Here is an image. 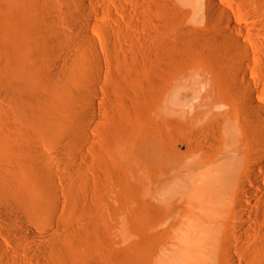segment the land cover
Here are the masks:
<instances>
[{
	"label": "bare ground",
	"instance_id": "1",
	"mask_svg": "<svg viewBox=\"0 0 264 264\" xmlns=\"http://www.w3.org/2000/svg\"><path fill=\"white\" fill-rule=\"evenodd\" d=\"M77 2L80 9H86L85 0ZM208 6L216 14L209 16L215 30L189 32L180 43L174 41L176 45L169 47L175 54L172 60H185L190 68L168 81L163 91L151 100L146 140L138 135L134 141V150L144 153L147 158L151 217L148 252L145 261L140 260L139 264H264V19L259 10L250 11L244 27L235 11L218 0H208ZM71 16L77 23L83 22V13L72 11ZM43 26L39 35L43 34L45 38L34 44L38 42L40 53L53 59L55 53L50 55V52L57 49L56 40L61 36L52 39L49 36L52 29ZM5 34L6 31H0V43ZM91 36L90 32H83L88 47L94 49ZM2 47L0 87L11 88L3 92L0 88V92L9 102L8 98L11 99L13 104H10L16 103V110L21 107L24 119L34 123L33 118L38 119L43 113L42 117H49L62 131H69L73 107L78 105L76 102L74 106V103L79 98L72 94L69 84L76 78H86L89 54L82 52L75 56L73 52L71 62L64 64L53 59L51 72L43 75L41 83L35 79L36 68L18 57L20 51ZM100 58L97 61L90 59L102 65ZM205 59H213L212 68L200 66ZM29 74H33L34 80L32 76L29 79ZM82 81L85 84V79ZM28 99L32 105L34 103V109ZM81 100L82 106L85 101ZM26 103L24 108L17 106ZM29 106L31 110L27 109ZM60 110L64 111V116H60ZM77 110L73 118L82 120L86 111L82 110L81 115ZM8 118L0 120L1 230L8 226L10 213L23 222L24 215H31L32 219L39 217L43 207L36 202L41 194L35 181L26 176L27 170L35 167L37 150L21 145L20 149H25L23 153H28L29 159L16 158L14 152L20 142L18 130L22 127L18 129L17 123ZM48 158H57V153L50 152ZM44 168L42 174L49 185L54 181V172L49 167ZM15 197L20 198L23 204L20 206L24 209L20 210ZM49 206L48 203L47 210H50ZM34 246L30 245L31 248ZM29 257L35 260L30 254ZM0 264L28 263L11 256L0 243Z\"/></svg>",
	"mask_w": 264,
	"mask_h": 264
},
{
	"label": "rangeland",
	"instance_id": "2",
	"mask_svg": "<svg viewBox=\"0 0 264 264\" xmlns=\"http://www.w3.org/2000/svg\"><path fill=\"white\" fill-rule=\"evenodd\" d=\"M85 1L86 9H80L77 0H0V31H6L0 46L20 51L18 57L36 68L37 81L42 83L43 75L47 71L50 74L52 62L57 60L64 64L71 62L77 53L89 54L88 74L86 78L81 76L85 84L81 77L82 80L76 78L69 84L72 94L80 98L73 96L77 99L74 106L76 102L78 105L73 107L69 131H62L49 117H42L43 113L38 119L33 118L34 123L24 119L21 107L16 110V103L12 105L11 99L8 98L9 102L1 93L11 87H0L3 88L1 122L9 117L17 123L18 129L22 127L19 133L17 131L20 142L14 155L22 161L29 159L28 153H23L25 149H20L22 146L37 150V160L33 161L36 168H29L26 176L35 181V188L41 194L40 199L35 200L43 206L39 217L32 219L31 215H24L20 222L17 215L10 213L8 226L0 229L3 249L28 264H139L140 260L145 261L151 230L149 174L147 158L134 150V141L138 135L146 140L151 100L163 91L168 81L190 68L185 60H172L175 54L169 47L180 43L189 32L215 30L209 16L216 14L210 10L208 0ZM218 1L235 11L244 27L250 11L259 10L264 19V0ZM72 11L83 13V22L77 23L71 16ZM43 24L52 29L49 32L52 39L61 36L56 44L58 50H63L50 52V55L55 53L52 55L55 61L40 53L38 42L44 40L45 35H39V29ZM84 31L92 35L94 49L85 42ZM96 56L101 57L102 65L91 61ZM213 62V59H205L200 66L210 69ZM28 76L34 80L33 74ZM45 88L44 92L41 90L43 93ZM81 99L85 101L83 108H87L82 109ZM23 105L27 103L17 104ZM76 108L81 115L82 110L86 111L82 120L73 118ZM61 112L60 116H64V111ZM52 151L57 153V158H48ZM44 167L53 169L54 183L47 185L42 174ZM15 199L20 210L24 209L20 198ZM48 203L50 210H47ZM31 244L35 246L31 248Z\"/></svg>",
	"mask_w": 264,
	"mask_h": 264
}]
</instances>
